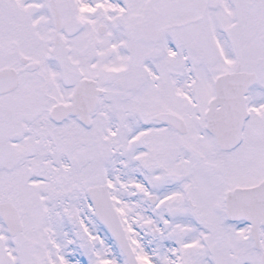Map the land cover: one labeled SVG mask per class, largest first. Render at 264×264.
<instances>
[{"label":"snow or ice","instance_id":"6c2138e0","mask_svg":"<svg viewBox=\"0 0 264 264\" xmlns=\"http://www.w3.org/2000/svg\"><path fill=\"white\" fill-rule=\"evenodd\" d=\"M0 264H264V0H0Z\"/></svg>","mask_w":264,"mask_h":264}]
</instances>
